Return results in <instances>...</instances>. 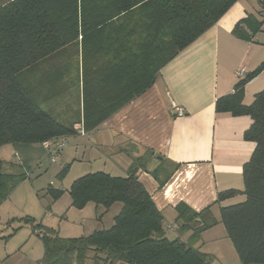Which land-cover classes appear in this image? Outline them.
Returning <instances> with one entry per match:
<instances>
[{"label": "trees", "instance_id": "1", "mask_svg": "<svg viewBox=\"0 0 264 264\" xmlns=\"http://www.w3.org/2000/svg\"><path fill=\"white\" fill-rule=\"evenodd\" d=\"M237 1L6 0L0 4V148L7 143L21 148L38 144L45 152L46 140H69L82 129L97 128L148 90L162 68ZM262 26V20L249 14L233 33L251 40ZM263 71L264 60L237 81L233 93L216 101L218 112L253 119L244 135L256 143L243 165L244 190L218 194V201L246 195L245 201L221 209L242 264H264V89L251 104L244 103L246 84ZM74 89L80 110L77 120L60 122L44 110V104ZM143 159H136L127 176L89 172L67 190L72 206L83 209L95 203L105 208L100 215L120 202L108 228L62 237L30 215L9 222L29 224L38 232L45 246L44 264H85L91 251L96 264H210L212 255L195 247L201 233L217 224L210 207L198 212L178 203L180 230L193 232L188 240L168 237L162 211L138 179ZM69 168L66 164L59 175L63 177ZM162 170L158 167L152 173L164 186L169 175L162 178ZM27 176L21 164L0 157V205ZM48 191L57 200L66 189Z\"/></svg>", "mask_w": 264, "mask_h": 264}, {"label": "crops", "instance_id": "2", "mask_svg": "<svg viewBox=\"0 0 264 264\" xmlns=\"http://www.w3.org/2000/svg\"><path fill=\"white\" fill-rule=\"evenodd\" d=\"M249 14L262 20L263 26L251 40H244L234 35L233 29ZM263 60L264 0H238L216 24L168 62L148 90L92 131L84 130L83 134L80 131L71 136L70 144H76L74 150L86 148L95 153L100 161H94L102 164L91 172L127 176L136 159L144 157L139 162L138 179L162 211L167 226L178 230L177 234L171 230L172 237L188 240L193 231L180 230L183 222L177 219L178 203L185 202L198 212L209 206L214 218L218 219L222 207L246 199L244 193H239L218 201V194L229 189L244 190L243 165L251 158L256 146L244 135L253 119L250 115L218 112L216 101L233 93L235 84L241 79L236 76L239 68L245 67L247 74ZM263 89L264 71L246 84L244 103L251 104L255 94ZM173 102L184 107L186 114L176 115ZM22 150L33 151L27 146ZM62 153V161L70 166L84 159L76 152L74 155ZM144 163L147 168L142 167ZM158 167L163 169L162 178L169 175L164 186L152 173ZM14 191L7 200L12 198ZM7 200L0 205V211L4 210ZM103 211L95 205L93 219L103 220L104 214L100 215ZM52 213V207H48L45 217ZM15 217H9L5 225L0 224V264H44L45 246L40 235L29 224L9 222ZM45 221L43 218L42 222L50 225ZM60 224L58 228L53 226L60 236L80 237L77 235H81V230L66 229L64 231L69 233L61 234ZM217 226L221 231H216ZM217 226L204 230L195 247L215 256H221L220 252L229 253L240 260L226 228ZM15 228L18 230L14 231ZM203 234L210 244L206 239L202 241ZM90 254L94 262V252Z\"/></svg>", "mask_w": 264, "mask_h": 264}, {"label": "rangeland", "instance_id": "3", "mask_svg": "<svg viewBox=\"0 0 264 264\" xmlns=\"http://www.w3.org/2000/svg\"><path fill=\"white\" fill-rule=\"evenodd\" d=\"M5 1L6 0H0V4L4 3ZM77 94V89L71 90L64 96L44 104L43 108L58 121L71 123L73 120H77L80 114L79 101L76 99ZM74 146H76V144L73 145L72 143L68 145L63 150V153L66 152L67 154V152H71L74 155L76 152L78 157L84 159L75 161L74 164H71L69 170L63 175V177H61L59 173L68 163L62 161L61 155L59 156L57 162H52L38 144H35L31 147L33 150L31 152H25L22 150L21 146L12 143H7L0 148V157L2 159L21 164L23 170L28 174L26 179L22 181V183H20L16 188L12 194V198L7 200V202L4 204V210L0 211L2 216V220L0 221L1 225H5L6 220L11 216L23 217L30 215L34 216L36 220L41 223H43V218H46V221L50 225H46L45 223H43V225H46L47 227H57L59 226L58 223H61V234L63 235L69 233L68 231H64L66 229H73L76 231L81 230V235L77 236H86L91 234L94 230L108 228L109 224H111L112 218L121 209L122 204L120 202L114 203L108 209V211L104 213L103 220L98 221L93 219L94 215L96 214L95 203H88L86 207L79 209L72 206V198L69 192H66L63 197H60L56 200L50 191H48L50 187L58 189L65 188L68 190L76 178L91 172L92 170H97V166L102 164L94 161V159H97L98 161L100 160L95 157V153L91 152L90 149L83 148L74 150ZM93 154L94 158L92 159L91 156ZM15 168H13V166L8 167V169ZM48 207H52L53 213L52 215L45 217ZM100 208L105 210V208L102 206ZM34 214H36V216ZM215 219L217 220L218 224H215L212 227L217 225L225 227L221 217L218 219L215 217ZM173 223L174 222L172 221L171 224ZM57 228L55 229L57 230ZM30 229L32 230L31 227ZM215 229L218 232L221 231L220 226H217ZM165 230L166 234L171 238H173V232L171 230H175V234L178 232V230L174 229V227L170 229L166 223ZM201 238L202 241H204L206 239L205 234H203ZM206 241L207 244L211 243L207 239ZM220 241H223V239H220ZM221 249L224 250V247H221ZM220 254L221 256H215L212 254L213 258L210 264H242L241 260H237L236 257L234 258V256L232 258L229 253L225 254L220 252ZM85 264H96L93 262L90 253L88 254Z\"/></svg>", "mask_w": 264, "mask_h": 264}, {"label": "built area", "instance_id": "4", "mask_svg": "<svg viewBox=\"0 0 264 264\" xmlns=\"http://www.w3.org/2000/svg\"><path fill=\"white\" fill-rule=\"evenodd\" d=\"M246 75L245 67L239 68L236 71L237 78H243ZM174 112L178 116H183L186 114V109L179 106L177 103L173 102ZM84 133V129L81 130ZM70 144L67 138H60L57 140H46L43 142V147L45 149L46 156L50 158L52 162H57L61 152Z\"/></svg>", "mask_w": 264, "mask_h": 264}]
</instances>
